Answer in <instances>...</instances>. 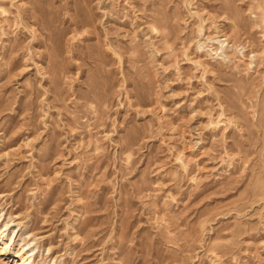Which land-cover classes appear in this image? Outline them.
Segmentation results:
<instances>
[{
    "label": "rangeland",
    "instance_id": "obj_1",
    "mask_svg": "<svg viewBox=\"0 0 264 264\" xmlns=\"http://www.w3.org/2000/svg\"><path fill=\"white\" fill-rule=\"evenodd\" d=\"M4 223L0 264H264V0H0Z\"/></svg>",
    "mask_w": 264,
    "mask_h": 264
},
{
    "label": "bare ground",
    "instance_id": "obj_2",
    "mask_svg": "<svg viewBox=\"0 0 264 264\" xmlns=\"http://www.w3.org/2000/svg\"><path fill=\"white\" fill-rule=\"evenodd\" d=\"M223 37L225 38V35H223ZM225 41H226V38H225ZM8 224L9 223H4V225L0 228V238H2V241H3V243H1L2 252H5L8 249H11V247L14 244L15 238L18 235V232H19L16 229H13L11 236L8 235V236L4 237L3 234L7 230L8 226H9ZM35 250H36V248L27 249L26 245L20 246L18 255L22 256L23 258H22V260H21V262L19 264H29L30 261L32 260V257H33V255L35 253ZM16 264H18V262Z\"/></svg>",
    "mask_w": 264,
    "mask_h": 264
}]
</instances>
